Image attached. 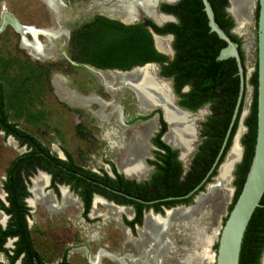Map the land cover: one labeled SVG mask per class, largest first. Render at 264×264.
<instances>
[{
	"label": "rangeland",
	"instance_id": "rangeland-1",
	"mask_svg": "<svg viewBox=\"0 0 264 264\" xmlns=\"http://www.w3.org/2000/svg\"><path fill=\"white\" fill-rule=\"evenodd\" d=\"M93 1L96 0H75L71 7L67 5L62 11L60 10L59 15L57 14L58 0V10L51 9L48 4L45 7L37 0H0V15L4 9L21 26L47 32V36L36 35L35 40L30 35L26 36L28 45L36 41L41 47L42 56H35L22 46V38L12 26L4 27L0 32V85L9 123L17 125L18 129L35 138L52 156L65 160V157L61 155L68 154L78 167L98 174L101 172L110 174V169L120 172L116 164L118 166L123 159L122 149L129 145L130 141L142 140L146 145V153L148 152L147 142L156 129L157 116L147 121L126 123V120H131L136 116L146 117V113L137 107L138 97L134 94L135 91L129 87L109 91L94 75L90 66L85 65L81 60L89 51V44L76 47L67 42L66 30L70 26L79 32L86 30V22L91 20V16L88 17L91 13L87 12V7H90L88 4L93 7H90L92 10L97 8L93 6ZM111 1L117 2L113 5L119 3V0ZM137 6H134V13ZM45 8L51 14H48ZM71 11L72 15H70ZM256 11L257 5H255L252 25L239 31L240 35L236 37L242 48L247 75V90L241 109L245 118L242 124L237 125V132L245 127L244 121L249 114L253 100V88L249 81L256 68ZM72 16L77 20L74 24L71 21L75 20ZM60 27L65 31L63 40H52L49 35L58 36V31L62 30ZM117 35L118 31L106 30L99 35L97 41L111 40ZM164 40L169 39L164 38ZM147 68L149 69V80L146 84H152L154 80L151 77L156 69ZM106 73L118 75L112 74L116 73L114 71H105L104 74ZM158 87L167 90V86L163 84ZM62 93L65 94L66 99L70 95L82 98L81 104L79 101H66L61 96ZM83 96L96 98H84ZM152 100L156 102L155 104H160L161 108L164 106L161 98ZM202 111L206 114L202 117L197 116L199 122L210 116L208 107H204ZM246 131L244 129L241 139ZM197 141L198 139L192 146L194 148L196 145L195 149L201 143V139L196 144ZM232 144L233 141L231 146ZM193 148L185 160L187 164L185 172L189 170L191 159L195 156H193ZM27 152V149L0 131V202L6 203L2 190L6 170L17 157ZM237 166L233 172V195L218 217L209 216L208 212H205L206 215H195L187 221L168 226V247L156 258L139 255L140 252L136 249L135 243L142 235H146L143 228L144 218L142 226L129 230L124 225L125 220L131 214L129 209L124 208L128 211L127 215L122 212L109 211L107 207L98 205L91 210L90 214V218L97 219L88 221L82 218V208L75 201V196L69 198L74 201L73 204L63 205L59 194L57 200L54 199V205L56 203L54 207L57 206L58 210L54 207V209L48 208L53 212H48L47 208L37 201L31 202L33 208L27 203L30 213L26 221L32 246L44 264H60L65 250L68 251L65 256L66 264H122V262L124 264H213L217 239L232 208L239 185ZM215 175L211 176L214 178L208 181V184L195 198L207 194L208 185L216 183ZM36 176L37 174H34L31 179ZM26 186L30 189L31 181L27 180ZM46 192V190L43 191L44 194ZM29 197V199L32 198L31 193ZM195 198L188 205L179 207L191 209L196 206ZM2 219L5 221L0 211V223L3 222ZM214 232L216 234L211 241L209 238L214 236ZM11 245L7 244L6 250H12ZM0 264H9L3 253H0Z\"/></svg>",
	"mask_w": 264,
	"mask_h": 264
},
{
	"label": "trees",
	"instance_id": "trees-1",
	"mask_svg": "<svg viewBox=\"0 0 264 264\" xmlns=\"http://www.w3.org/2000/svg\"><path fill=\"white\" fill-rule=\"evenodd\" d=\"M208 1L212 7L217 25L233 41L238 43L236 36L230 34L234 24L225 11L228 5L227 0ZM177 15L179 22L169 30L174 35V58L169 62H167L166 56L155 50L151 35L142 26H124L119 23L108 24L109 28L118 31L116 37L99 42L89 49L88 58H81L82 62L97 68L118 71H127L146 64H157L160 66V76L173 79L175 93L180 99L178 105L181 108L195 112L204 106L209 107L211 115L202 123L201 145L195 154L190 171L187 173L184 188L175 193L173 191L164 192L162 196L165 198L187 194L205 177L224 140L239 91V79L235 61L233 59L216 60L220 51L225 47V43L214 33L209 32L207 18L201 1L181 0ZM78 43L80 45L83 42L78 40ZM239 53L241 61L244 63L242 51L240 50ZM249 83L253 88V100L249 114L244 121L247 131L241 139L243 158L237 166L239 185L233 205L242 189L254 152L256 139V68ZM184 86H188L189 91L181 94L179 91ZM241 109L242 105L240 111ZM238 119L239 116L219 161L220 165L231 147L234 134L237 132ZM161 122L166 129L164 122L162 120ZM0 131L6 137H12L20 146L23 147L25 145L28 149L27 153L17 157L11 163L6 170L5 180L2 183V190L6 194V203L0 202V211L8 216V223L5 229L0 226V253L7 257L9 264H15L20 256H22L21 264H44L32 246L26 222L29 210L24 201L29 197L26 186L28 177L35 172L36 167H39L43 171L51 172L59 181L75 179L78 183L76 185L85 183L80 177L73 174L74 171L78 170V167L73 164L68 154H65L67 162L59 160L52 156L35 138L18 129L17 125L8 122L1 85ZM215 173L218 174L217 169L212 176ZM165 174L168 173L165 171ZM105 180L109 182L107 178ZM86 186L89 187V184H86ZM140 193L142 196L138 195L137 199H141L144 202L156 200L157 195H146L147 193L144 191ZM127 194H129L128 191H125V195ZM190 201L191 198L185 200L184 203L188 205ZM168 203L173 206V202ZM263 203L264 194L260 200V207L253 212L244 233L239 264H245L250 255H253L255 249L253 242L255 220ZM133 204L138 207V214L131 226L134 223L139 226L142 222L144 206L137 202ZM155 211L160 210L156 209ZM263 234L262 231H257L259 237ZM10 238H15L16 242L14 248L8 251L3 246ZM65 261L64 256L60 264H66Z\"/></svg>",
	"mask_w": 264,
	"mask_h": 264
},
{
	"label": "flooded vegetation",
	"instance_id": "flooded-vegetation-1",
	"mask_svg": "<svg viewBox=\"0 0 264 264\" xmlns=\"http://www.w3.org/2000/svg\"><path fill=\"white\" fill-rule=\"evenodd\" d=\"M37 1L40 2L44 6L47 5V3L44 2L43 0H37ZM55 1L57 3V0H55ZM154 1L155 0H153V3L151 4L152 5V15L155 18L162 19V22H156V20H154L151 16L146 14L140 6H137L135 8V13H134V10L132 12V15L134 13V19L133 20L134 21L136 20L133 25L142 26L143 29L151 35V37H152V34L150 32H152L156 35H159L160 36L159 38H161V39H164V38L169 39V38H166V36L172 37V40H170V39L168 40L169 42L167 45V48L168 49L171 48L173 51L172 56L169 55L170 57H166L167 62H169L174 58V49H173L174 35L172 33H170L169 30H171V27L176 25L179 22L177 13H178V9H179V3L181 2V0H177V1H175V0H160L156 10H153V6L155 3ZM58 3H59V11H57V14L59 13V15H60V10L62 11V9L66 8L67 5H69L71 7L75 3V0H72V1L58 0ZM116 3L117 2H115V1L113 2L111 0H96V1H93V6L97 7V8H95V10H92L91 8H93V7L90 4H88V6H90L91 8L87 7V12L91 13L88 15V17L91 16V20L86 22V24H87L86 30L79 32V31H77V29L75 30V28H73V26H70V28L67 27V28H69L66 30L67 42L71 43L72 45H75L76 47H79V46L83 47L86 45V43H88L89 44L88 47H90V49L93 48L95 45H97L99 43V41H97V39L99 38V35L104 33L106 30H112L111 28L108 27V24H113V23L121 24L120 21H122V20H120L117 15H110L105 10V9L110 8L111 5L116 4ZM45 10L47 11L48 14H51L47 8H45ZM55 10H58V4H57V9H55ZM9 15L12 16L11 14H9ZM70 15H72V11H71ZM0 17H1V15H0ZM72 19H75V18L73 17ZM71 21H73L72 24H74L77 20L75 19V20H71ZM28 29H30V28H28ZM57 29H56V31H57ZM35 30H36L35 31L36 33L41 32V30H38V31H37V29H35ZM54 32H55V30H54ZM46 33H47L46 31L45 32L43 31L42 34H36V35L37 36H42V35L47 36ZM64 33H65V31H64ZM79 33H81V34H79ZM28 35H30L32 37V39L35 40V36H33L30 33H28ZM78 40H82L83 43L79 45ZM26 42L28 43V40H26ZM20 44H21V42H20ZM22 46H23V42H22ZM89 54H90V51H88L85 54L84 59L88 58ZM84 64L90 66V68L96 72L104 73L105 71H114V70H108V69H100V68H97V67H95L91 64H88V63H84ZM158 67H159V73H158L159 77L164 78L170 82V86L173 90V93L177 97V104H179L180 99L175 93V89H174V85H173V83H174L173 79L169 78V77L165 78V77L160 76V66L158 65ZM106 74H111V73H106ZM112 74H121V73H112ZM167 86H169V84H167ZM126 89H128V88H126ZM187 91H189V87L184 86V87H182V89H180L179 92L181 94H184ZM116 92H118V91H116ZM70 93H76V92H70ZM111 93H115V92H111ZM94 96H92V97H84L83 96V97L84 98H93ZM94 98H96V97H94ZM169 98H170V96H169ZM170 103H171V100H170ZM137 107H138V109H140L138 103H137ZM204 107H208V106H204ZM204 107H202L201 109H203ZM198 110H200V109H198ZM197 111H195L193 113H196ZM202 112L204 114H206L205 111L201 110L196 115V117L199 116ZM143 113H146V112H143ZM210 115H211V112H210ZM155 116H157L156 123H155L156 129H155L153 135L149 138V140L147 142L148 152L145 153V155H147V156L146 157L144 156L145 159H144V157L141 158V161H142V164L144 167V171L142 172L143 174L141 173L140 176L128 175L125 172H122L118 168L117 164H116V167L118 168V170L121 173L118 172L117 170L110 169V174H108L107 172H101L98 174V173H95L92 171H88L85 168L78 167L73 163L76 167H78V170L74 171L73 174L77 177H80L81 180L85 183L82 185H76L78 183L75 179L59 181V179L55 178L51 172L43 171L39 167H36L35 172L32 173L31 176L33 177L34 174H37V176L34 177L33 179H31V176H29L27 179L28 181H31V183H32L31 188L30 189H29V187L27 188L29 196L31 193L32 198L29 199L30 197H28L27 199H25L24 202H25L26 207L28 208V206H30L33 208L31 202L34 200V194L32 192V190L34 188V180L37 178H40L41 176H43V181L38 184V187L40 189V192L42 191L41 193L43 195L50 194L53 197V200L54 199L57 200V196L59 194L61 196L63 205H67V204L70 205V204L74 203V201L70 200V202H69L70 204L69 203L65 204L64 194H63L64 191L66 192L67 197L70 199H71L70 196H75L76 197L75 201L78 204H80V206L82 208V213H81L82 218L87 219L88 221H93V220L97 219V218H90V214L92 212L91 210L93 208H96L98 205L105 206V208L106 207L107 208L112 207L111 209H113L114 212H117V213L122 212V213H125L127 215H128V211L125 210L124 208L129 209L131 214L129 217H127V220H125V224H124L125 227L129 230L138 226L136 223H134L131 226V224L134 222V220L136 219V216L138 214V207L135 204H133L135 202L143 204V206H144V209L142 211V222H141V225H139V226H142L144 214L150 210L153 211L154 214L163 215L164 209H170L171 207H175L178 205L186 206L187 204L184 203L185 200H182V201H162V200L169 199V198L183 197L186 194L183 196L173 195L171 197H166V198L163 197L162 194L164 192H167V191L168 192L173 191L175 193V192L179 191L180 189L184 188L187 173L190 171V168H191L192 163H193V159L195 157L194 156L195 152L197 153L201 143L198 145L197 149H195L196 151H194V154H193L194 157L192 156L193 158L191 159V164H190L189 170L187 172H185L186 167L184 168V166H186L187 164H185V162H184L185 160L183 159L182 151L178 148L181 152V159H180L179 152L165 144V142H166L165 137L169 133L170 127H169V125H168V123L164 117V113H163V117H164L165 122L168 125V132L164 137L165 142L162 140V136L164 135L166 129L161 122V120H162L161 114H159L158 111H156L155 113H153L149 116H146V117H140V116L133 117L131 120H126V123L131 124V123H136L137 121H147V120H149ZM202 123L200 124V127L198 129V132H199V140L198 141L199 142L201 139ZM182 125H185V124L182 123ZM185 127H186L187 132H188L187 135L189 136L188 146H189V152H190V150H191V148H190L191 143L190 142H193V138H194L193 137V131H192V129H190V127H188V126H185ZM146 130H147V128H146ZM137 136H141V135H137ZM137 136H135V137H137ZM166 143L168 144V142H166ZM171 146L178 147L175 144H171ZM23 147L25 149H27V147L25 145ZM232 147H233V144H232ZM195 148H196V145H195ZM229 153H228V155H229ZM228 155H227V157H228ZM61 156L65 157V160H62V158H58V159L61 161L67 162L66 155L62 154ZM115 163H116V161H115ZM222 164H221V166H222ZM220 167L218 168V174L215 177V179L219 176ZM165 171L168 174H165ZM40 172L45 173L46 175L42 174ZM105 178H107L109 180V182L107 180H105ZM4 180H5V178H4ZM86 184H89V187H87ZM45 190L47 191L46 194L43 193V191H45ZM125 191H128L129 194L125 195ZM143 191L147 193L146 195H149V194H150V196L157 195L156 200L144 202L141 199H137L138 195L142 196V194L140 192H143ZM5 197H6V194H5ZM186 200H188V199H186ZM192 200H193V198H191L190 202H192ZM54 202H55V200H54ZM130 202H132V203H130ZM168 202H173L172 203L173 206H170V203H168ZM27 203H28V206H27ZM149 203H152V204H149ZM55 205H56V203H55ZM44 207H46V206H44ZM156 209L160 210V211H155ZM28 210H29V208H28ZM47 210H48V212H53V211H50L48 208H47ZM56 210H58L57 206H56ZM180 210H182V209H180ZM183 210L186 211L185 209H183ZM29 213H30V211H29ZM2 214H4V213L2 212ZM197 215H199V214H197ZM28 216H27V218H28ZM148 216H152V215H147V214L145 215L146 218ZM145 217H144V222L146 223ZM152 217H154V216H152ZM154 218H156V217H154ZM255 224H256L255 230H254L255 234H254V238H253V242L255 244V249H254L253 255H250L249 259L246 261L245 264H264V234L261 237H259L257 235V231H262L264 233V203L261 207V210L258 212V216L255 220ZM6 225H7V221H6ZM143 228L145 231V224H143ZM10 241H12L11 244H15L16 239L15 238L8 239L7 242L5 243V245L3 246L4 249H6V246ZM13 246L11 245L10 249H13L14 248ZM67 252L68 251H66V250L64 251L63 257L67 255ZM9 254H11V253H9ZM21 259H22V256L19 257V259L15 262V264L17 262H19V264H21Z\"/></svg>",
	"mask_w": 264,
	"mask_h": 264
},
{
	"label": "bare ground",
	"instance_id": "bare-ground-1",
	"mask_svg": "<svg viewBox=\"0 0 264 264\" xmlns=\"http://www.w3.org/2000/svg\"><path fill=\"white\" fill-rule=\"evenodd\" d=\"M43 1L46 2L51 9L53 10L57 9V3H55L56 2L55 0H43ZM255 2L256 0H230V5H231L230 13L237 22V27L235 30L237 34H239V31H243L252 25L255 5H257L255 4ZM152 3L153 0H119V3L117 5H112L110 8L105 10L110 15H117L119 19L122 20L124 23H131L133 21L132 12L134 10V6L138 5L142 8V10L146 14H148L154 20H156V22H162V19L155 18L152 15V5H151ZM3 24L12 26L19 34H21L24 48L30 50L35 56H41L42 54L41 47L36 43V41L28 45V43H26L27 40L26 36L28 35V33L32 34L33 36H36V34H42L43 31H41L40 33L38 32L36 33L33 27H31L30 30L28 28H24L23 26H21L18 22L16 25V23H14L13 20L6 13L5 15L2 14L1 16V25ZM64 35L65 33L62 30H59L58 36L56 37H53L52 35L49 36L52 38V40L58 41V40H63ZM168 42H169L168 40H164L159 37H154V44L156 50L159 53L164 54L166 56L171 55L170 49L167 48ZM147 67L155 68L154 66L149 65V66H144L143 68L134 69L128 73H121L118 75L104 74L96 71H93V73L98 78V80L105 85V87L109 91L119 90L122 87H129L133 89L135 91L134 94L137 95L138 97V105L143 112L146 113L150 112L149 108L155 105L158 106L157 104H155L156 102H153L152 99L158 100L161 98V101L164 104V106L162 107L163 108L162 112L164 113V117L170 127L169 133L165 137V140L166 142H168V144L170 143V145L171 144L177 145L178 147L176 146L175 147L179 148L182 151L183 159L186 160L189 153V146H188L189 136L187 135L188 132L186 127L182 125L181 123L182 121L180 117L176 115L177 113L172 108V105L170 103V100H172V96L170 94V88L169 86H167V83L158 81L155 78L156 72L151 77L153 78L154 82L152 84L151 83L146 84V82L149 80L148 78L149 69ZM161 84L165 85V87L167 86L168 91L163 87H158ZM61 96L66 101H70V102L79 101L80 103L82 101V98H77L71 95H70L71 97L69 96V98L66 99L65 94L63 93ZM202 116H204L203 112L200 114V117ZM242 118L243 119L245 118L243 112L241 117V124L243 122ZM195 119L197 122L199 121L197 120L196 116ZM195 128L196 127L194 126V131L192 130L194 138H193V142L191 143V148H193L192 146L194 144V141L198 139L197 131H195ZM243 132L244 129L241 128L235 134L233 138L234 141L233 147L231 146L230 148L231 151L230 150L228 151V153L230 152L228 157L227 155L225 157V159L226 158L227 159L226 160L224 159L225 162L222 164V166L220 164L218 165V167L220 166L221 167L219 171V176L216 178V183L214 185L211 184L208 185L209 187L207 188L208 191L206 195H202L201 197L198 196L199 197V198L197 197L198 199L195 198V202H196L195 207H193L192 209H185L186 211L182 209V210H175L170 213L168 212L166 213L167 215L165 216L166 218L165 217L161 218L155 215L152 216L156 218L152 216H148L146 218V223H145L146 235H142L140 240L135 243L136 249L138 250V252H140L139 255L143 254L144 257L154 256V258H156V256L158 255L160 256L162 253H164L168 247V231H169L168 226L187 221L191 217L197 214L206 215L205 212H208L207 214L209 216L214 217L216 215V218L218 217V215L224 209L223 207L227 203H229V200L231 199L234 192L232 186V182L234 179L233 172L236 167V164L241 159L242 151L240 148V140ZM193 149H195V146ZM122 152H123V157H122L123 159L118 163L119 169L128 175L140 176V174L144 171V167L141 164L140 160L142 157L145 156L146 145H144L142 140L134 139L130 141L129 145L123 147ZM42 181H43V176H41L39 179H36L34 181V188L32 190L34 194L33 202L37 201L38 203L43 204L47 208H53L55 205L51 195L48 194L46 196L41 193L42 191L40 192L38 184ZM63 194H64L65 204L69 203L70 199L67 197L66 192L64 191ZM207 206L209 207L207 208ZM111 208L112 207H108L109 211L114 212V210ZM207 209H209V211ZM147 215H151V214L149 213ZM1 221H4V219H2ZM215 234L216 232H214V236L212 235L211 238H209V240L212 241L213 237H215ZM122 264L124 263L122 262ZM140 264H145V263H140Z\"/></svg>",
	"mask_w": 264,
	"mask_h": 264
},
{
	"label": "water",
	"instance_id": "water-1",
	"mask_svg": "<svg viewBox=\"0 0 264 264\" xmlns=\"http://www.w3.org/2000/svg\"><path fill=\"white\" fill-rule=\"evenodd\" d=\"M177 1V0H175ZM203 6V11L207 18V25L209 28L210 33H214L221 41L225 43V47L220 51L219 55L217 56V61H224L228 59H233L236 64L237 68V76L239 79V91L238 96L236 100V104L233 110V114L228 126V129L226 131L224 140L222 142V145L220 147V150L218 152V155L216 156L211 168L205 175V177L202 179L201 182H199L190 192H188L185 196L179 197V198H169L162 201H182L189 198H195L197 194L201 193V189L204 188L210 179H213L211 176L216 172V169L218 165L220 164L219 161L223 155V152L227 146L228 140L230 138L232 128L239 116L238 119V125L241 124V117H242V110L240 111V107L243 103V99L245 96V92L247 90V75H246V68H245V62L243 63L241 61L240 53L239 51L242 49L241 46L235 41H233L220 27L217 25L214 19V13L212 10V7L208 0H200ZM153 10H156L158 3L160 0L154 1ZM174 2V1H173ZM172 3V2H171ZM227 7H226V13L231 17L234 27L230 31V34L234 36H239L237 32H235L237 27V22L235 21L234 17L230 13L231 5L230 0H227ZM257 3V18H256V74H257V88H256V139H255V146H254V152L253 157L251 160V164L249 167V170L247 172L245 181L243 183L242 189L232 206L230 212L228 213V216L221 228L219 237L217 239V246L215 253H213V264H239V257H240V251H241V244L243 241L244 233L246 231L247 225L249 223V220L255 211V209L260 207V200L264 194V0H256ZM5 10L3 9L1 15H5ZM8 14V13H6ZM9 15V14H8ZM9 17L13 20L14 23L17 22L16 20L9 15ZM1 18V17H0ZM120 21V20H119ZM136 21V20H135ZM135 21L131 23H124L120 21V23L124 26H130L135 23ZM6 24L1 25L0 21V32L4 29ZM24 28H31V27H25ZM16 31V30H15ZM36 31V30H35ZM38 31V30H37ZM17 32V31H16ZM39 33V32H38ZM152 41L153 46L155 48L154 44V37H160L159 35H156L152 32ZM162 37V36H161ZM21 38V34H20ZM166 38H169L172 40L171 36H166ZM156 50V48H155ZM157 51V50H156ZM158 52V51H157ZM171 55L173 54L172 49L170 48ZM159 53V52H158ZM161 54V53H160ZM164 55V54H161ZM166 56V55H164ZM166 56V57H170ZM152 65L156 69V79L158 81L164 82L169 84L170 87V94L172 96L171 105L172 108L177 112V116L180 117L182 123H186L184 126H190V129L194 131H197V138L199 140V132L198 129L200 127V124L203 121H196L195 116L202 110H198L196 113H193L191 111H188L186 109H183L179 107L177 104V97L174 95L173 90L170 86V82L164 78L159 77L157 72L159 73V67L157 64H146L141 67H135L132 68L130 71L134 69L143 68L144 66ZM130 71H118L114 70L116 73H128ZM150 109V112H147L145 115L149 116L154 111H159L161 113V119L166 125V131L164 135L162 136V140L164 141V137L168 132V125L164 120L162 109L160 108V104L158 106H152ZM240 112V113H239ZM143 117V116H142ZM243 119V118H242ZM243 121V120H242ZM243 126V125H242ZM245 130L246 128L243 127ZM189 129V128H188ZM197 129V130H196ZM195 133V132H194ZM235 135V134H234ZM12 138V137H10ZM13 139V138H12ZM14 140V139H13ZM165 142V141H164ZM198 141L196 142V144ZM166 145L170 146L171 148L177 150L179 152V157L181 159V152L178 148L171 146L170 144ZM240 148L242 151L241 159L236 164V166L241 163L243 158V147L240 144ZM195 151V149H194ZM193 151V153H194ZM185 168V166H184ZM42 173V172H40ZM45 174V173H42ZM46 175V174H45ZM152 204V203H149ZM183 205H178L175 207H171L170 209H164L163 215L161 214H154L153 211H148L144 214V217L146 214H151L155 216H159L161 218H164L166 216V213L174 211V210H180L184 207H179ZM188 209V208H185ZM4 215V214H3ZM5 221L4 223H0V226L2 229L6 227V221L8 217L4 215ZM143 217V218H144ZM12 241L8 243V246L11 245ZM16 264H19L17 262Z\"/></svg>",
	"mask_w": 264,
	"mask_h": 264
}]
</instances>
